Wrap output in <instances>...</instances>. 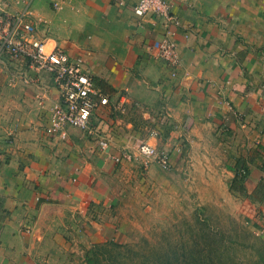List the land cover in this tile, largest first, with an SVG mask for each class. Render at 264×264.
I'll return each mask as SVG.
<instances>
[{
	"label": "crops",
	"instance_id": "obj_1",
	"mask_svg": "<svg viewBox=\"0 0 264 264\" xmlns=\"http://www.w3.org/2000/svg\"><path fill=\"white\" fill-rule=\"evenodd\" d=\"M136 1L31 0L48 48L83 58L110 98L96 124L112 145L103 150L73 126L65 139L48 135L59 98L52 74L3 55L0 264H79L82 250L120 241L136 222L143 196L130 179L142 167L155 197L182 172L191 183L229 188L238 162L249 170L248 193L264 181V0H168L178 23L136 14ZM165 36L177 42L176 66L150 48ZM139 138L168 151L172 167L143 164ZM124 148L133 158L116 161Z\"/></svg>",
	"mask_w": 264,
	"mask_h": 264
},
{
	"label": "rangeland",
	"instance_id": "obj_2",
	"mask_svg": "<svg viewBox=\"0 0 264 264\" xmlns=\"http://www.w3.org/2000/svg\"><path fill=\"white\" fill-rule=\"evenodd\" d=\"M146 171L130 179L143 196L136 222L120 241L82 250L79 264H90L87 256L95 253L99 264H264V203L233 191L230 182L229 188L225 182L191 183L184 172L175 175L171 192L159 186L155 197Z\"/></svg>",
	"mask_w": 264,
	"mask_h": 264
},
{
	"label": "built area",
	"instance_id": "obj_3",
	"mask_svg": "<svg viewBox=\"0 0 264 264\" xmlns=\"http://www.w3.org/2000/svg\"><path fill=\"white\" fill-rule=\"evenodd\" d=\"M126 1L115 0L120 4ZM30 2L31 0H0V60L6 55L11 60L25 62L30 70L48 71L52 74L59 98L49 108L44 124L48 135H59L65 139L68 136V127L73 126L94 134L99 146L103 150L109 149L112 145L111 139L100 134L96 122L103 116L110 98L96 86L94 76L83 65V58H72L68 52L58 47L48 48L47 38L38 34L36 22L31 17ZM20 4L23 6L19 7ZM16 5L19 8H13ZM54 5L59 6L58 3ZM134 11L140 16L155 14L178 23L176 16L171 13L168 0H137ZM150 48L155 56L172 66L181 61L177 42L170 36L151 44ZM20 75L24 82L31 81L29 75ZM150 134L158 135V131L151 130ZM136 149L144 164L156 160L164 169L172 167L169 152L148 140L139 138ZM133 155L124 148L120 154L112 157L121 161L132 159Z\"/></svg>",
	"mask_w": 264,
	"mask_h": 264
},
{
	"label": "trees",
	"instance_id": "obj_4",
	"mask_svg": "<svg viewBox=\"0 0 264 264\" xmlns=\"http://www.w3.org/2000/svg\"><path fill=\"white\" fill-rule=\"evenodd\" d=\"M248 171L249 170L245 164L238 162L235 168V176L230 181V188L235 192L248 194L250 197L252 196L258 201L264 203V181L260 179L255 190L252 193H248L245 182L246 177L248 176ZM87 261L90 262V264L100 263L97 253L87 256Z\"/></svg>",
	"mask_w": 264,
	"mask_h": 264
}]
</instances>
